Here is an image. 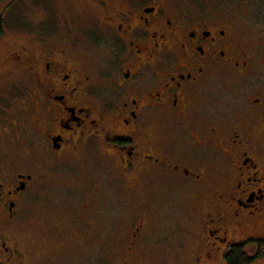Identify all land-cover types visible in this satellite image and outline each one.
Returning <instances> with one entry per match:
<instances>
[{
    "label": "flooded vegetation",
    "instance_id": "flooded-vegetation-1",
    "mask_svg": "<svg viewBox=\"0 0 264 264\" xmlns=\"http://www.w3.org/2000/svg\"><path fill=\"white\" fill-rule=\"evenodd\" d=\"M222 2L61 0L0 52V264L34 260L36 188H68L75 224L84 177L138 209L114 223L123 264H264V36Z\"/></svg>",
    "mask_w": 264,
    "mask_h": 264
},
{
    "label": "rangeland",
    "instance_id": "rangeland-1",
    "mask_svg": "<svg viewBox=\"0 0 264 264\" xmlns=\"http://www.w3.org/2000/svg\"><path fill=\"white\" fill-rule=\"evenodd\" d=\"M60 1L3 0L0 13L4 18L5 30L0 39V52L11 49L16 43L26 42L32 22L40 16L41 11H46V15L57 18L62 11ZM199 1L201 3L207 0ZM221 1L233 8H240L241 12L238 14L240 24L252 30L255 39L264 36V0H211L212 3ZM35 28L31 30V34L36 31ZM37 34L38 32L33 33L31 39H35ZM17 74L22 76L20 72ZM74 167L71 163H60L58 166H53V173L58 174L63 170L65 173L62 175L71 176ZM61 184L52 180L49 183H41L31 196L30 222L34 226L35 240L29 246L34 260L28 264H123L127 260L125 254L120 252L124 242L117 239V235L121 232L117 230L118 227H115L114 223L119 221L118 217L124 219L123 217L126 218L131 211H138V209L125 204V194H119L120 191L116 193V188H120L116 178L114 177L110 184L112 192L107 187L102 189L93 187L86 177L82 178L79 184H75L79 189L78 196H84V198H77V203L83 201L89 203L83 213L82 204H80L81 213L80 217L75 219V224L72 220L73 216L69 217L71 204L67 202V196L63 195V199L61 198L62 194H65L64 190L68 188ZM110 196L113 199L112 204H105ZM116 197L124 202V210H120V205L115 206ZM104 212L109 215L106 219ZM88 214L96 219L99 218L96 225L91 226L89 222L81 221L82 217L88 221ZM92 217L89 216V220H93ZM77 229H80L79 233L76 232ZM105 230L108 233L106 232L103 238L100 233L103 234ZM68 231H72L73 234L70 235ZM185 255L183 253L178 258L170 255L161 257L156 250L149 248L146 254L136 256L135 264L184 263L189 261L188 256Z\"/></svg>",
    "mask_w": 264,
    "mask_h": 264
},
{
    "label": "trees",
    "instance_id": "trees-1",
    "mask_svg": "<svg viewBox=\"0 0 264 264\" xmlns=\"http://www.w3.org/2000/svg\"><path fill=\"white\" fill-rule=\"evenodd\" d=\"M2 4H3V0H0V8H1ZM4 30H5L4 18H3V16L0 13V38L3 35ZM231 259H232V262L234 264H237L238 263V260H241V258L240 257H237V256H234Z\"/></svg>",
    "mask_w": 264,
    "mask_h": 264
}]
</instances>
